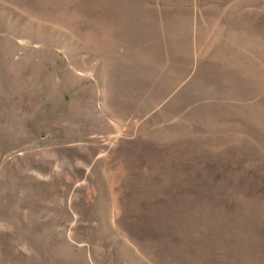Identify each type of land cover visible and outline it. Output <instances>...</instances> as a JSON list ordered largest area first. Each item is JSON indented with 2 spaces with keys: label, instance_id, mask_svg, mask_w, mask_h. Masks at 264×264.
Masks as SVG:
<instances>
[{
  "label": "rangeland",
  "instance_id": "obj_1",
  "mask_svg": "<svg viewBox=\"0 0 264 264\" xmlns=\"http://www.w3.org/2000/svg\"><path fill=\"white\" fill-rule=\"evenodd\" d=\"M0 264H264V0H0Z\"/></svg>",
  "mask_w": 264,
  "mask_h": 264
}]
</instances>
